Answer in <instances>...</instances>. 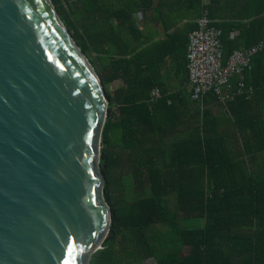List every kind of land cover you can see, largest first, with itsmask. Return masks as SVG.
Masks as SVG:
<instances>
[{"label":"trees","instance_id":"obj_1","mask_svg":"<svg viewBox=\"0 0 264 264\" xmlns=\"http://www.w3.org/2000/svg\"><path fill=\"white\" fill-rule=\"evenodd\" d=\"M52 1L96 68L110 102L101 170L107 178V149L116 134V146L123 149L134 176L132 200L120 210L108 189L104 194L111 228L92 264H142L148 259L157 264H264V120L252 116L253 103L264 92V82L255 81L264 53L246 75V85L254 89L250 100L221 105L213 94L194 100L201 114L192 130L179 133L183 123L174 111L184 99L162 91L157 102L151 101L159 85L145 78L140 53L129 43V36L139 32L134 16L148 6L147 0H70L72 14L60 0ZM255 3L250 0L252 9ZM259 15L245 16L249 23L236 27L241 35L235 38V30L215 24L224 32L225 65L236 51L264 41L254 35L262 23ZM93 50L100 65L92 59ZM119 82L122 86L112 93ZM217 104L223 116L214 109ZM235 135L241 146L233 143ZM190 221L196 226H187Z\"/></svg>","mask_w":264,"mask_h":264},{"label":"water","instance_id":"obj_2","mask_svg":"<svg viewBox=\"0 0 264 264\" xmlns=\"http://www.w3.org/2000/svg\"><path fill=\"white\" fill-rule=\"evenodd\" d=\"M110 102L52 0H0V264H92Z\"/></svg>","mask_w":264,"mask_h":264},{"label":"crops","instance_id":"obj_3","mask_svg":"<svg viewBox=\"0 0 264 264\" xmlns=\"http://www.w3.org/2000/svg\"><path fill=\"white\" fill-rule=\"evenodd\" d=\"M146 4L148 6L134 16L139 32L129 36L130 47L140 53V70L145 72L149 82L158 84L165 96L184 99L178 102L174 111L176 120L183 123L178 132L192 130L196 124L195 116L201 112L198 113L200 106L192 99L188 53L190 36L198 20L205 9L210 13L213 11L215 24L224 26L226 31L235 30L232 32V38H235L241 35L236 27L249 23L245 16L264 11V0H256L253 9L250 0H147ZM259 16L262 23L255 27L254 35L264 36V12ZM256 69L255 81L259 84L264 82L263 60L257 63ZM118 86L120 88L122 83ZM214 107L219 115H224L223 108L218 104ZM202 109H205L204 105ZM252 109V116L264 120V92L258 93ZM233 143L236 147L242 145L237 135Z\"/></svg>","mask_w":264,"mask_h":264},{"label":"built area","instance_id":"obj_4","mask_svg":"<svg viewBox=\"0 0 264 264\" xmlns=\"http://www.w3.org/2000/svg\"><path fill=\"white\" fill-rule=\"evenodd\" d=\"M223 34L205 9L198 28L190 36L188 53L190 86L195 101L202 102L206 95L213 94L221 105H226L238 98L250 100L254 95V89L245 83L246 75L253 70L255 58L264 53V41L250 49L236 51L225 65ZM162 95L160 87L154 88L151 101L157 102Z\"/></svg>","mask_w":264,"mask_h":264},{"label":"rangeland","instance_id":"obj_5","mask_svg":"<svg viewBox=\"0 0 264 264\" xmlns=\"http://www.w3.org/2000/svg\"><path fill=\"white\" fill-rule=\"evenodd\" d=\"M61 6L64 7V9L72 14L73 8H72V2L70 0H60ZM55 5V4H54ZM71 33V32H70ZM72 34V33H71ZM99 55L93 50L92 51V59L100 65V61H98ZM94 66V65H93ZM119 83L113 85L110 88V91L112 93L116 92L117 89L119 90ZM111 145L108 147L107 151V158L105 161V167H106V175L101 170V160H102V149H103V141L101 142V151H100V171L101 174L105 180L104 185V194L106 190L108 189L109 195L111 197V200L113 203L118 204V210L121 209L120 205H122L125 201L132 200L133 197V187L130 186V178L134 177L131 174V171L129 170L128 166H126V155L124 154V151L121 147H117L118 145V137L116 134L112 135L111 137ZM119 160V163L121 162L122 166L118 167L117 160ZM139 192V191H138ZM105 198V197H104ZM109 207V205L107 204ZM110 209V207H109ZM111 211V210H110ZM187 226L189 227H195L196 221H190L187 223ZM173 239V238H172ZM142 264H157L155 259H148L145 260Z\"/></svg>","mask_w":264,"mask_h":264}]
</instances>
